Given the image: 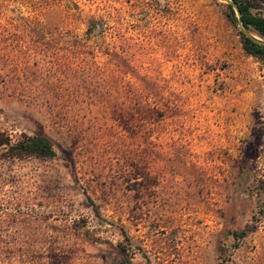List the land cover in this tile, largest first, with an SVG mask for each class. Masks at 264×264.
Returning <instances> with one entry per match:
<instances>
[{
    "label": "rangeland",
    "instance_id": "obj_1",
    "mask_svg": "<svg viewBox=\"0 0 264 264\" xmlns=\"http://www.w3.org/2000/svg\"><path fill=\"white\" fill-rule=\"evenodd\" d=\"M225 4L0 0V130L55 151L0 158V264H264V65Z\"/></svg>",
    "mask_w": 264,
    "mask_h": 264
},
{
    "label": "trees",
    "instance_id": "obj_2",
    "mask_svg": "<svg viewBox=\"0 0 264 264\" xmlns=\"http://www.w3.org/2000/svg\"><path fill=\"white\" fill-rule=\"evenodd\" d=\"M237 7L240 15L239 19L242 25L240 29L237 25V18L230 4H225L227 9V19L236 28L240 48L243 54L254 58L261 65H264V11L258 12L254 10V4L251 0H231ZM102 20L90 17L86 20V26L83 31L84 40L97 39L102 34ZM100 52L109 55L113 61L119 65L121 57L116 52L109 51L107 48H101ZM55 155L53 143L45 134H20L16 138H12L10 134L4 130H0V158L21 159L27 157L35 158H51ZM260 183L259 192L261 203L264 205V180H258ZM89 199V198H87ZM90 201V200H89ZM98 216V212L95 211ZM120 233L125 237L122 229ZM235 238L240 239L244 236V232L232 233ZM121 252H125V248L121 244H117ZM124 264H130L128 260Z\"/></svg>",
    "mask_w": 264,
    "mask_h": 264
},
{
    "label": "water",
    "instance_id": "obj_3",
    "mask_svg": "<svg viewBox=\"0 0 264 264\" xmlns=\"http://www.w3.org/2000/svg\"><path fill=\"white\" fill-rule=\"evenodd\" d=\"M225 2H226L227 4H230V5L232 6V9H233V11H234V13H235V16H236V18H237V25H238V27H239L240 29H242V25H241V22H240V19H239V15H240V13H239V11H238L236 5H235L231 0H225Z\"/></svg>",
    "mask_w": 264,
    "mask_h": 264
}]
</instances>
